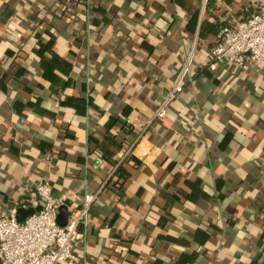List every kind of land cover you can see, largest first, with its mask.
<instances>
[{"label":"crops","instance_id":"0c3cea01","mask_svg":"<svg viewBox=\"0 0 264 264\" xmlns=\"http://www.w3.org/2000/svg\"><path fill=\"white\" fill-rule=\"evenodd\" d=\"M262 9L0 0V217L49 183L71 208L97 194L63 264H264V70L208 67Z\"/></svg>","mask_w":264,"mask_h":264},{"label":"built area","instance_id":"2783aa9c","mask_svg":"<svg viewBox=\"0 0 264 264\" xmlns=\"http://www.w3.org/2000/svg\"><path fill=\"white\" fill-rule=\"evenodd\" d=\"M208 67L215 70L221 65L241 68L250 64L264 70V9L243 20L233 19L219 27L210 50ZM183 67L179 79L156 112L157 118L165 115L167 104L180 91ZM95 195H84L79 207H69L65 226L57 224L58 209L68 197L54 195L49 183L34 187L24 201L29 209L39 208L23 223L16 219L17 208H10L0 217V264H63L77 262L75 249L81 235L80 226H86Z\"/></svg>","mask_w":264,"mask_h":264},{"label":"water","instance_id":"95a60500","mask_svg":"<svg viewBox=\"0 0 264 264\" xmlns=\"http://www.w3.org/2000/svg\"><path fill=\"white\" fill-rule=\"evenodd\" d=\"M71 206L70 201H65V203L59 207L58 209V217H57V224L61 227L65 226L69 216V207ZM39 208L36 209H19L17 211L16 219L19 223H23L24 220L35 211H38Z\"/></svg>","mask_w":264,"mask_h":264},{"label":"trees","instance_id":"16d2710c","mask_svg":"<svg viewBox=\"0 0 264 264\" xmlns=\"http://www.w3.org/2000/svg\"><path fill=\"white\" fill-rule=\"evenodd\" d=\"M221 27V26H220ZM222 66V65H221ZM224 66V65H223ZM181 90H182V87H181ZM181 92V91H180ZM166 113H167V111H165V115H166ZM165 115H164V117H165ZM164 117H162V118H164ZM158 119H161V118H158ZM81 228V226L78 228V230Z\"/></svg>","mask_w":264,"mask_h":264}]
</instances>
